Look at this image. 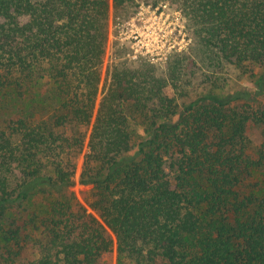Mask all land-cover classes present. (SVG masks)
<instances>
[{"label":"trees","instance_id":"obj_1","mask_svg":"<svg viewBox=\"0 0 264 264\" xmlns=\"http://www.w3.org/2000/svg\"><path fill=\"white\" fill-rule=\"evenodd\" d=\"M138 1L193 48L116 60L100 91ZM192 65L264 68V0H0V264H264V104L187 100Z\"/></svg>","mask_w":264,"mask_h":264},{"label":"rangeland","instance_id":"obj_2","mask_svg":"<svg viewBox=\"0 0 264 264\" xmlns=\"http://www.w3.org/2000/svg\"><path fill=\"white\" fill-rule=\"evenodd\" d=\"M152 5V2L138 1L128 20L116 23L111 20L100 91L103 88L108 66L116 60L133 62L144 60L165 71L169 61L176 54L181 52L188 54L193 48L194 35L182 11L169 3ZM135 35H139L137 39L133 38ZM227 67L210 74L192 65L191 70L194 74L189 76L191 80L188 88L189 91L194 92L187 100H194L207 92L229 98L231 94L245 90L251 95H256V98L264 104V68L255 67L251 68V71L244 72L233 66ZM249 134L255 142H258L260 137L258 127L250 129ZM82 162L81 156L74 189L79 200L93 212L84 201L82 194L88 186L78 183ZM112 264H116V249L112 254Z\"/></svg>","mask_w":264,"mask_h":264},{"label":"built area","instance_id":"obj_3","mask_svg":"<svg viewBox=\"0 0 264 264\" xmlns=\"http://www.w3.org/2000/svg\"><path fill=\"white\" fill-rule=\"evenodd\" d=\"M138 36H139V35H135L133 38H134V39H137V38H138Z\"/></svg>","mask_w":264,"mask_h":264}]
</instances>
